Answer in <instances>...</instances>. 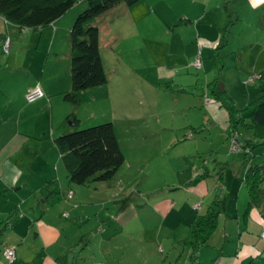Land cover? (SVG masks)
Instances as JSON below:
<instances>
[{
    "label": "rangeland",
    "instance_id": "374dc122",
    "mask_svg": "<svg viewBox=\"0 0 264 264\" xmlns=\"http://www.w3.org/2000/svg\"><path fill=\"white\" fill-rule=\"evenodd\" d=\"M256 1L142 0L139 6L125 12V16L105 13L94 21L107 82L79 93L76 105H65L64 110L69 109V113L77 110L78 127L65 122L72 130L111 122L123 152V164L110 181L98 185V192L103 195L104 188L112 186L104 202L112 197L118 198L117 201L123 198V203H128L117 209V204L111 201L103 209L100 207V215L111 220L117 217L122 225L127 220L123 215H138L144 223L141 218L147 219L148 211L144 208L147 201L157 202L167 197L169 201L177 184L192 180L193 173L201 175L203 171L209 175L202 177V184L208 190L220 175L226 188L234 178L237 184L233 188L239 187L237 204L246 202V158L252 165L264 161V146L251 148L247 155L245 150L236 149V144L248 134L237 119L261 95L256 82L247 83L264 69V42H259L257 47H250L252 42L249 43L251 36L264 39L254 28L264 15V5L258 11L253 10ZM152 4L155 12L142 16L141 7ZM85 8L86 1L80 0L55 24L42 28V42L38 47L39 30H19L0 18V113L16 114L21 106L19 95L29 85V89L37 87L40 91L38 85L32 84L38 81L44 65L56 80L54 84L69 78L68 30L76 15ZM199 11L201 16L207 14L205 19L199 20ZM54 30L56 38L50 54L57 53L56 62L51 63V58L45 64L47 39L43 37H48L49 32L53 34ZM30 36L34 38L29 40ZM5 41L6 52L3 51ZM7 58L11 60L5 63ZM195 59L199 63L197 68L191 65ZM229 108L233 121L238 123L233 128L235 132H230L228 126ZM54 113L62 119L61 109L54 108ZM40 116H48V112H40ZM147 184L152 187L146 195L149 197L138 198ZM85 210L90 215L98 206L90 204ZM84 221L88 225L80 233L87 232V236L80 246L87 247L89 243V254L82 257L78 250L74 251L73 260L77 264H83L80 259L86 256L87 264L98 263L101 253L108 259L107 253L116 254L119 246L124 249L132 245L129 254H123V264L138 259L133 256L142 247L155 250L151 242L139 236L137 239L134 233L99 240V231L92 230L97 224L96 216ZM111 227L113 223L110 230ZM157 250L153 252L155 257L144 259V263L181 264L188 258L187 248L181 242L165 249L162 255ZM117 259L113 257L112 262ZM3 264L7 262L4 260Z\"/></svg>",
    "mask_w": 264,
    "mask_h": 264
},
{
    "label": "crops",
    "instance_id": "0c3cea01",
    "mask_svg": "<svg viewBox=\"0 0 264 264\" xmlns=\"http://www.w3.org/2000/svg\"><path fill=\"white\" fill-rule=\"evenodd\" d=\"M141 1L130 7L120 5L107 13L114 17L120 14L125 16V12L128 13L131 8L139 6ZM256 2L253 6L254 11H258L264 5V0ZM141 8L143 9L141 15L144 17L155 12L153 4L143 5ZM205 15L207 14L203 13L201 16L199 11V20L205 19ZM54 22L52 24H55ZM254 28L256 33L264 36V15L262 20L254 24ZM39 32L40 35L36 39L37 47L42 42L44 29ZM47 35L48 37H43L47 39L44 61L46 64L52 58L51 63H55L54 58L57 53H50L56 38V30L53 34L49 32ZM32 38L34 37L30 36L29 40ZM259 42H264V39L259 36L250 37V47H257ZM262 46L264 47V43ZM8 60L11 59L7 58L5 63H8ZM45 67L44 65L38 81L32 84V86L38 85L42 92L41 97L32 103H27L24 95L30 90L31 85H29L19 95L18 102L21 106L16 114L0 113V226L5 224L0 235V264L4 261L1 250L5 247H12L15 254V259L10 264H77L73 260L72 253L78 250L77 253L82 257L86 253L89 254V243L85 245L87 247L80 246L87 232L83 235L80 232L88 225L84 219L87 221L93 216H96L97 224L95 222L96 225L94 224L92 230L99 231L97 236L99 240L114 239L126 233H134L137 239L139 236L151 242L155 250L150 251L149 248L142 247L138 254L133 256V259L136 257L138 259L129 260V264H147L144 263V259L154 258L156 253L153 252L157 248L158 253L162 255L165 249L171 248L176 242H181L184 247V242L189 239L191 225L217 198L216 196L222 203L221 213L216 219V228L206 244L198 248L192 264H264V236L260 234L264 229V205L250 209L244 216L247 195L246 202L238 206L239 187H236L237 190L233 188V184H237L234 178L229 181L226 188V183L225 181L223 183L220 175L216 179L217 183L208 190L202 184L209 176L206 174L207 171L201 174L204 176L203 181L200 179L195 183L192 181L200 175L193 173L192 180L184 181L174 187V190L176 188L177 190L170 196L169 201L167 197L157 202H151L150 199L145 203L144 208L148 214L147 219L141 218L144 223H141L138 215L131 217L123 215V218H127L123 225L117 217L111 220L109 216L100 215V207L103 209L105 204L107 206L111 201L117 204V209L122 205L125 207L128 202L123 203V198L117 201L118 198L110 197L105 203L104 196L112 186L103 187L104 193L101 195L98 192V185L103 184L87 188L68 185L53 140L70 131L65 124L66 116L72 114L78 120V124L80 120L77 110L72 109V113L68 112L69 109L64 110L65 105L69 104L61 100V94L69 90V78L65 81L63 79L61 84H54L56 80L53 79L51 72H46ZM10 104L9 100V106ZM54 108L61 109L62 119L56 118L55 113L53 114ZM29 109L33 111L28 112ZM40 112H48V116L41 117ZM235 174L236 177L238 169ZM50 182H56L58 190L62 193V198L53 204L44 201L43 195L40 194L43 187L46 190L52 189L51 185H46ZM67 190L71 191V195L66 194ZM151 190V185L147 184L146 188L142 189V196L137 197L147 198L149 196L146 195ZM131 195L132 193L127 199ZM262 203H264V192ZM90 204L97 205L98 210L88 215L85 208ZM111 222L113 227L110 230ZM102 225H105V228H102ZM97 226L98 228L95 229ZM131 247L132 245L123 249V246H119L115 250L116 254L111 256L107 253L108 259L101 253L99 262L95 264H123V254L126 252L129 254ZM98 250L102 251L101 248ZM46 252H49V255ZM187 252H189L188 248ZM113 257L118 259L112 262ZM87 258L88 256L80 260L83 264H87L85 261ZM181 264L191 263L187 258Z\"/></svg>",
    "mask_w": 264,
    "mask_h": 264
},
{
    "label": "trees",
    "instance_id": "16d2710c",
    "mask_svg": "<svg viewBox=\"0 0 264 264\" xmlns=\"http://www.w3.org/2000/svg\"><path fill=\"white\" fill-rule=\"evenodd\" d=\"M78 1L80 0H0V18L19 30H41L51 25ZM85 1L86 8L76 15L68 30L69 90L61 94V100L70 105L77 103L79 93L103 86L107 82L99 55L98 28L94 21L120 5L130 7L139 0ZM6 47L7 41L3 44L4 52ZM256 76L257 78H252V81L247 83L256 82L261 95L249 104L248 109H243L237 119L248 134L243 136L236 146L239 151L245 150L246 155L251 148L264 146V69ZM231 113L229 108L228 126L231 128L230 132H235L233 128L238 123L237 120L233 121ZM65 121L73 127H78V120L72 114L66 116ZM53 143L69 186L87 188L108 182L124 161L110 122L79 130L70 129L69 132L56 137ZM246 162L248 165L244 172V181H247L245 186L247 202L244 216L250 209L261 205L264 192L262 188L264 161L256 165L249 163V160ZM202 177L204 176L194 178L192 183L199 181ZM46 185H51L52 189L46 190L43 187L40 190L44 201L53 204L62 198L56 182ZM66 194L71 195V191L67 190ZM216 197L191 225L189 239L184 242V247L189 249L188 262L191 264L195 261L198 248L206 244L216 228V219L222 210V203L218 196ZM4 228L5 224L0 226V235Z\"/></svg>",
    "mask_w": 264,
    "mask_h": 264
},
{
    "label": "built area",
    "instance_id": "2783aa9c",
    "mask_svg": "<svg viewBox=\"0 0 264 264\" xmlns=\"http://www.w3.org/2000/svg\"><path fill=\"white\" fill-rule=\"evenodd\" d=\"M192 67L197 68L199 63L198 60L195 59L194 62L191 63ZM257 78V76L255 77ZM249 81H252V79H250ZM41 97V92L39 91V89L37 87H35V89H31L28 91V93H26L25 95V100L28 103L33 102L34 100L38 99ZM236 149L239 150V148L236 146ZM261 236H264V229L261 230ZM2 258L8 263H12L15 259V254L13 251L12 247H5L2 252H1Z\"/></svg>",
    "mask_w": 264,
    "mask_h": 264
}]
</instances>
